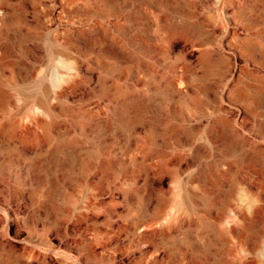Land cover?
Listing matches in <instances>:
<instances>
[{
	"label": "rangeland",
	"instance_id": "1",
	"mask_svg": "<svg viewBox=\"0 0 264 264\" xmlns=\"http://www.w3.org/2000/svg\"><path fill=\"white\" fill-rule=\"evenodd\" d=\"M0 264H264V0H0Z\"/></svg>",
	"mask_w": 264,
	"mask_h": 264
},
{
	"label": "bare ground",
	"instance_id": "2",
	"mask_svg": "<svg viewBox=\"0 0 264 264\" xmlns=\"http://www.w3.org/2000/svg\"><path fill=\"white\" fill-rule=\"evenodd\" d=\"M2 20L4 21V19H2ZM3 23H5V21Z\"/></svg>",
	"mask_w": 264,
	"mask_h": 264
}]
</instances>
